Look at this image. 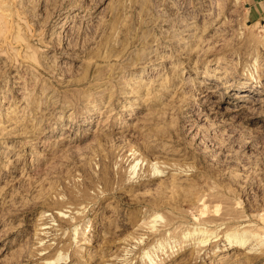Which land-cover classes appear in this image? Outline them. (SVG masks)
<instances>
[{"label":"rangeland","instance_id":"374dc122","mask_svg":"<svg viewBox=\"0 0 264 264\" xmlns=\"http://www.w3.org/2000/svg\"><path fill=\"white\" fill-rule=\"evenodd\" d=\"M210 1L0 0V264H264V26Z\"/></svg>","mask_w":264,"mask_h":264},{"label":"crops","instance_id":"0c3cea01","mask_svg":"<svg viewBox=\"0 0 264 264\" xmlns=\"http://www.w3.org/2000/svg\"><path fill=\"white\" fill-rule=\"evenodd\" d=\"M248 23L264 26V0H242Z\"/></svg>","mask_w":264,"mask_h":264},{"label":"bare ground","instance_id":"6f19581e","mask_svg":"<svg viewBox=\"0 0 264 264\" xmlns=\"http://www.w3.org/2000/svg\"><path fill=\"white\" fill-rule=\"evenodd\" d=\"M209 5H211V6H216V5H218V1L217 0H211L210 2H209ZM255 83L257 82V80H255L254 81ZM260 86H262L263 85V83H261V84H259ZM249 87H257L256 85H250ZM154 169V168H153ZM199 231V230H198ZM202 232H204V231H202ZM195 232H193V234H194ZM233 233V232H232ZM240 233V232H239ZM238 233V234H239ZM207 234V233H206ZM234 234V233H233ZM236 234V233H235ZM245 234H246V232L245 231H243L239 236L238 235H236V236H238V237H236V236H234L235 237V239H236V241L235 242H237V243H239V244H244L245 243V239L244 238H248L249 237V235H248V237L247 236H245ZM190 235V232H185V233H183V237L184 238H187V236H189ZM141 239V238H140Z\"/></svg>","mask_w":264,"mask_h":264}]
</instances>
